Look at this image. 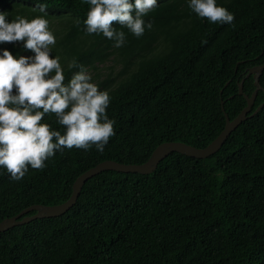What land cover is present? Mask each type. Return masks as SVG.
Instances as JSON below:
<instances>
[{
  "label": "trees",
  "instance_id": "trees-1",
  "mask_svg": "<svg viewBox=\"0 0 264 264\" xmlns=\"http://www.w3.org/2000/svg\"><path fill=\"white\" fill-rule=\"evenodd\" d=\"M188 3L157 0L143 17L152 28L140 37L114 22L126 35L116 48L86 32L83 0H0L9 22L44 15L38 5H46L56 38L50 55L60 57L64 84L79 71L68 67L75 59L109 92L107 115L115 121L103 152L63 148L20 181L0 167V220L32 204L63 202L74 179L102 160L139 164L164 141L203 147L222 129L223 113L231 119L245 106L237 84L242 79L249 96L245 71L264 61V0H217L232 24L199 18ZM5 49L34 56L22 41L0 43V54ZM258 82L264 89V68ZM260 103L207 157L173 151L147 174L102 170L65 212L0 231V264H264L262 90L247 115ZM41 123L65 131L55 114Z\"/></svg>",
  "mask_w": 264,
  "mask_h": 264
},
{
  "label": "clouds",
  "instance_id": "clouds-1",
  "mask_svg": "<svg viewBox=\"0 0 264 264\" xmlns=\"http://www.w3.org/2000/svg\"><path fill=\"white\" fill-rule=\"evenodd\" d=\"M83 2L89 4L83 22L86 32L103 34L115 41L116 48L124 45L126 35L113 28V23L140 37L146 27L152 28L143 17L157 6V0ZM188 6L199 18L211 23L234 21V15L219 6L217 0H189ZM38 9L44 15L32 19L16 16L11 22L7 13H0V43L22 41L24 48L34 53L17 58L5 49L0 54V167L15 181L24 178L29 166L42 170L45 161L63 148L89 150L95 146L103 152L115 135V121L107 115L109 92L93 83L92 76L75 59L68 67L79 71L64 84L60 57L50 55L56 38L49 29L46 5H38ZM46 114H55L57 123L65 129L63 134L41 123Z\"/></svg>",
  "mask_w": 264,
  "mask_h": 264
},
{
  "label": "water",
  "instance_id": "water-1",
  "mask_svg": "<svg viewBox=\"0 0 264 264\" xmlns=\"http://www.w3.org/2000/svg\"><path fill=\"white\" fill-rule=\"evenodd\" d=\"M263 68H264V61L258 65H254L247 69L244 76L251 74L252 83L254 86L250 95L248 96L242 92V79H240L237 84V93L241 94L244 97L246 103L245 106L231 119H228L227 115L223 113L224 125L222 129L205 146L194 147L180 141H164L157 144L151 151L148 158L144 162L139 164H125L113 160H102L96 163L94 166L83 171L74 179V181L71 184L70 195L66 200L53 205H42V204L29 205L26 208L20 210L17 214L0 220V231H3L14 225L25 223L35 218L56 216L65 212L68 208H70L74 204L76 197L80 191V188L85 182V180L99 173L102 170H114L118 172H135L140 174H147L155 169L157 163L162 158H164L167 154L173 151L195 158H204L216 152L219 149L220 145L223 143L226 136L229 134V132L232 131L247 116H252L254 113H256V111L261 107L262 103L257 105L255 109L247 115V112H249L250 110V106L252 104L256 92L258 90H262L264 92V89L261 87V85L258 82V77L261 74ZM32 210L34 211L32 214L24 215V213Z\"/></svg>",
  "mask_w": 264,
  "mask_h": 264
},
{
  "label": "rangeland",
  "instance_id": "rangeland-1",
  "mask_svg": "<svg viewBox=\"0 0 264 264\" xmlns=\"http://www.w3.org/2000/svg\"><path fill=\"white\" fill-rule=\"evenodd\" d=\"M110 64H112L115 68L118 66V64H113L111 61H108V62L105 63V65H110ZM99 69H103V67L99 65ZM90 71H92V70H90ZM97 72H100V71H97ZM104 72L105 71H103V73ZM113 72H116V71H113ZM88 73H89V71H88Z\"/></svg>",
  "mask_w": 264,
  "mask_h": 264
},
{
  "label": "flooded vegetation",
  "instance_id": "flooded-vegetation-1",
  "mask_svg": "<svg viewBox=\"0 0 264 264\" xmlns=\"http://www.w3.org/2000/svg\"><path fill=\"white\" fill-rule=\"evenodd\" d=\"M247 71V70H246ZM246 71H245V73H246Z\"/></svg>",
  "mask_w": 264,
  "mask_h": 264
}]
</instances>
